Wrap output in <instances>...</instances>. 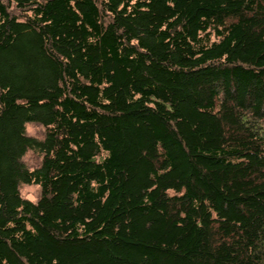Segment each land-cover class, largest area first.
<instances>
[{
  "label": "trees",
  "instance_id": "16d2710c",
  "mask_svg": "<svg viewBox=\"0 0 264 264\" xmlns=\"http://www.w3.org/2000/svg\"><path fill=\"white\" fill-rule=\"evenodd\" d=\"M0 264H264V0H0Z\"/></svg>",
  "mask_w": 264,
  "mask_h": 264
},
{
  "label": "rangeland",
  "instance_id": "374dc122",
  "mask_svg": "<svg viewBox=\"0 0 264 264\" xmlns=\"http://www.w3.org/2000/svg\"><path fill=\"white\" fill-rule=\"evenodd\" d=\"M27 129L30 133L36 135H41L44 131L43 127L40 124L33 122L27 124ZM27 159L32 163L35 162V156L31 151L28 152ZM22 192L26 196L35 199L39 194V188L37 184H24L22 186Z\"/></svg>",
  "mask_w": 264,
  "mask_h": 264
}]
</instances>
